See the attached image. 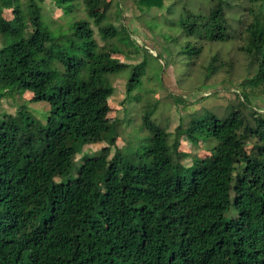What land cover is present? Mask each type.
I'll return each instance as SVG.
<instances>
[{
    "label": "trees",
    "instance_id": "trees-1",
    "mask_svg": "<svg viewBox=\"0 0 264 264\" xmlns=\"http://www.w3.org/2000/svg\"><path fill=\"white\" fill-rule=\"evenodd\" d=\"M44 1L0 0V97L28 92L49 107L43 123L23 110L0 118V264H264V115L192 113L171 138L147 106L145 151L110 157L122 126L107 119L112 82L130 69L128 94L145 60L111 62L137 52L110 20L116 2L50 0L59 24ZM134 1L139 23L178 50L170 65L208 77L220 61L198 63L205 46L236 41L256 69L242 85L264 86V0ZM165 15L167 28L151 25ZM181 137L215 144L185 165Z\"/></svg>",
    "mask_w": 264,
    "mask_h": 264
},
{
    "label": "rangeland",
    "instance_id": "rangeland-1",
    "mask_svg": "<svg viewBox=\"0 0 264 264\" xmlns=\"http://www.w3.org/2000/svg\"><path fill=\"white\" fill-rule=\"evenodd\" d=\"M112 2L118 4L121 12L119 17H116L115 5H113L110 20L116 25L123 26L130 33L137 44V52L131 50L126 57L114 56L111 62L125 63L131 67L144 59L145 64L139 69V85L128 94L126 82L130 69L115 76L112 82L114 92L107 100L110 108L107 119H121L122 126L115 145L110 147V157L116 150L121 154L145 151L146 139L151 136V132L143 125L147 106H152L155 110L149 116V120L158 126L166 127V131L172 135L171 138L177 127L184 128L188 124L192 113L211 111L221 114L227 107L234 106L245 114L253 110L264 115V86L242 85L255 75L256 69L239 52L236 41L223 45H206L198 63L206 65L213 55L218 57L220 63L216 62L215 73L208 77L197 65L196 77L192 66L179 67L177 63L170 65L171 61L180 58L175 55L178 50L169 48L164 44L159 33H149L139 23L136 19L139 13L138 5L134 0H112ZM44 12L53 16V20L55 19L59 24H64L66 21V18L60 17L50 0L44 1ZM3 17L11 19V11L5 10ZM167 18L168 16L165 15L159 21H153L151 25H162L167 28L164 26L168 24ZM92 28L97 41L101 44L97 29L93 25ZM169 32L178 34L174 30ZM186 71H192V74L183 76ZM202 82L204 86L201 87ZM30 97L31 94L28 92L15 94L12 98L0 97V118L4 115H15L16 112L23 110L43 123L46 120L48 104L43 101L32 103L29 101ZM180 144V149L188 155L183 163L189 165L193 155L199 157L208 155L209 145L211 148L215 142L210 140L200 142L194 147L181 137ZM104 145L103 142H98L83 146L76 154L75 161L78 163L83 155L95 154Z\"/></svg>",
    "mask_w": 264,
    "mask_h": 264
}]
</instances>
